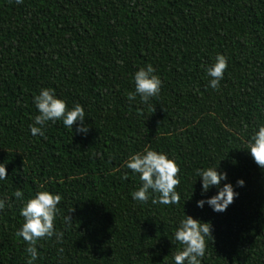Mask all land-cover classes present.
I'll list each match as a JSON object with an SVG mask.
<instances>
[{"label": "trees", "instance_id": "trees-1", "mask_svg": "<svg viewBox=\"0 0 264 264\" xmlns=\"http://www.w3.org/2000/svg\"><path fill=\"white\" fill-rule=\"evenodd\" d=\"M217 53L229 64L213 90L204 68ZM147 64L163 80L150 107L127 99ZM43 87L85 107L87 136L59 122L44 137L29 133ZM258 124L264 0H0V162L9 175L0 197L41 186L62 196L63 235L38 242L36 264H173L184 212L212 225L203 264H264V170L245 147ZM145 146L176 158L179 204L132 200L140 181L130 172L122 181L121 164ZM210 162L239 193L222 213L196 206L199 180L190 198L195 169ZM22 223L19 201L0 212V264H27Z\"/></svg>", "mask_w": 264, "mask_h": 264}, {"label": "clouds", "instance_id": "clouds-1", "mask_svg": "<svg viewBox=\"0 0 264 264\" xmlns=\"http://www.w3.org/2000/svg\"><path fill=\"white\" fill-rule=\"evenodd\" d=\"M23 0H17L22 3ZM228 58L222 53H217L213 62L204 68L207 77L206 87L217 90L224 79L228 68ZM134 90L129 92L127 99L136 101L144 106H152L151 101L161 95L163 80L157 74V69L152 64L140 67L133 74ZM32 103L37 113L28 125L32 136L44 137L49 122L61 123L72 134L87 136L90 131L89 118L85 107L80 103L69 106L67 100L57 95L55 89L43 87L32 98ZM246 151L251 155L254 163L264 170V124H258L245 141ZM125 171L120 179H129V172L138 176L139 186L130 193L133 201L153 205L175 206L181 201V193L177 191L180 185L181 168L176 158L168 153L145 146L142 151L131 153L121 164ZM7 163L0 162V181L8 178ZM195 183L192 185L191 196L197 180L201 184L200 194L203 198L196 201V206L203 209L207 204L212 211L222 213L239 196L228 179L226 170H221L219 164L209 163L207 167L195 169ZM245 181L238 179L236 185L243 187ZM43 190H37L29 197L21 188H17L12 196L0 197V212L10 209L14 201H19V215L23 219L16 235L21 238L26 247L27 264H36L40 257L38 242L40 240L54 238L60 240L63 233L57 232L55 222L60 216L62 196L41 186ZM215 189L214 195L208 196L210 190ZM189 198V199H190ZM72 212V211H71ZM69 212L63 216V223L67 226L73 221ZM176 251L172 255L173 264H203L206 257L208 237H212V225L194 218L191 215L183 216L176 221L172 232Z\"/></svg>", "mask_w": 264, "mask_h": 264}]
</instances>
